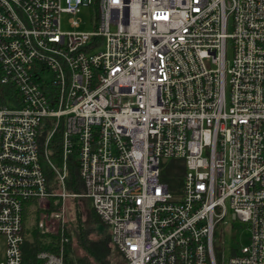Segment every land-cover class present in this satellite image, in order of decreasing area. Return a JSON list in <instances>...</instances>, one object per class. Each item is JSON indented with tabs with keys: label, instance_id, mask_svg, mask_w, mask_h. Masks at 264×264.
Returning <instances> with one entry per match:
<instances>
[{
	"label": "built area",
	"instance_id": "built-area-1",
	"mask_svg": "<svg viewBox=\"0 0 264 264\" xmlns=\"http://www.w3.org/2000/svg\"><path fill=\"white\" fill-rule=\"evenodd\" d=\"M0 71V264H65L85 199L126 264H222L235 222L228 264H264V0H0Z\"/></svg>",
	"mask_w": 264,
	"mask_h": 264
},
{
	"label": "rangeland",
	"instance_id": "rangeland-1",
	"mask_svg": "<svg viewBox=\"0 0 264 264\" xmlns=\"http://www.w3.org/2000/svg\"><path fill=\"white\" fill-rule=\"evenodd\" d=\"M70 17L71 15L68 13L62 14L61 19L63 30L72 29L70 26ZM80 17H82L84 21L80 29H92V15L89 6L82 7ZM228 30L231 32L232 27L229 26ZM227 56L228 59L233 57L232 39H229L227 43ZM171 186L172 191H180L182 189L181 182H172ZM90 206L92 205L89 199H85L76 203L74 201H67L66 228L71 233L70 244L77 251V254L82 258L86 255L82 247L78 245L79 231L82 230V227H84L85 230L90 231L89 237L93 240H97L108 234L110 235L109 227H107L101 220L93 223H87L92 217ZM250 236L251 230L245 222H235L234 224L230 225L229 223H219L216 229L215 239L223 254L222 264H228V260L235 249H242L244 246L248 245L250 243ZM5 246V237L0 235V258L4 255ZM109 259L110 264H126L124 257L114 246L111 247Z\"/></svg>",
	"mask_w": 264,
	"mask_h": 264
},
{
	"label": "trees",
	"instance_id": "trees-1",
	"mask_svg": "<svg viewBox=\"0 0 264 264\" xmlns=\"http://www.w3.org/2000/svg\"><path fill=\"white\" fill-rule=\"evenodd\" d=\"M1 76L0 71V103L7 102L6 96L13 90V88L1 82ZM175 179L176 175L174 173L166 177V180L171 184ZM68 186L71 190L80 191L82 189V183L75 167L70 170ZM90 207L92 217L87 223L100 221L93 207ZM81 229L82 230L79 231L78 245L82 247L86 255L82 258L77 254V251L70 244L71 233L65 228V234L70 237L69 242L65 244V264H110L109 255L111 254L112 247L111 236L108 234L97 240H93L89 237L90 231L85 230L84 227ZM26 230L30 232V236L25 241V249L29 254L40 249L56 250L59 247L61 233L43 234L39 231L36 224L26 226ZM214 247H219L216 240L214 241Z\"/></svg>",
	"mask_w": 264,
	"mask_h": 264
}]
</instances>
